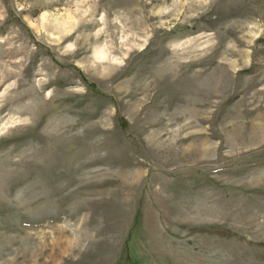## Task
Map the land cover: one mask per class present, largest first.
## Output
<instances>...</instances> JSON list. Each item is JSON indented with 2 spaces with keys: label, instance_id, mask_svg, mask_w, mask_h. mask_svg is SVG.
<instances>
[{
  "label": "rangeland",
  "instance_id": "obj_1",
  "mask_svg": "<svg viewBox=\"0 0 264 264\" xmlns=\"http://www.w3.org/2000/svg\"><path fill=\"white\" fill-rule=\"evenodd\" d=\"M0 264H264V0H0Z\"/></svg>",
  "mask_w": 264,
  "mask_h": 264
}]
</instances>
